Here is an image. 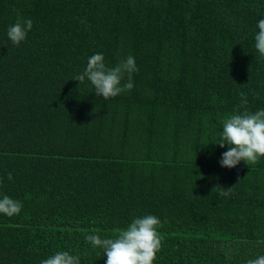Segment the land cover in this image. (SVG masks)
<instances>
[{
    "label": "trees",
    "instance_id": "1",
    "mask_svg": "<svg viewBox=\"0 0 264 264\" xmlns=\"http://www.w3.org/2000/svg\"><path fill=\"white\" fill-rule=\"evenodd\" d=\"M18 18L33 27L15 45ZM260 19L264 0H0V197L23 205L0 214V264H106L86 237L149 214L154 264L264 255V158L224 168L214 144L240 93L264 109ZM97 53L134 57L130 91L106 100L74 80Z\"/></svg>",
    "mask_w": 264,
    "mask_h": 264
},
{
    "label": "clouds",
    "instance_id": "2",
    "mask_svg": "<svg viewBox=\"0 0 264 264\" xmlns=\"http://www.w3.org/2000/svg\"><path fill=\"white\" fill-rule=\"evenodd\" d=\"M31 19L18 18L9 26L7 36L15 45L23 42L32 30ZM258 32L255 34V48L264 56V19L257 22ZM138 68L134 57L129 55L114 67H108L103 54L97 53L89 57L85 70L74 79L79 84L87 79L95 89L96 96L104 99L113 98L134 85L132 74ZM127 75V82L122 83ZM79 86V85H78ZM243 111H235L222 121V131L214 144L228 150L222 153L219 161L221 167L235 168L241 161L247 165L256 164L264 158V109L251 112L246 109L248 101L244 93H240ZM11 179V174L8 176ZM220 188L221 196L230 195V189ZM215 189V188H214ZM23 205L7 195L0 197V214L8 217L18 215ZM160 219L155 215L136 217L124 228L117 229L113 238H101L98 234L88 235L87 241L94 248H102L107 257L106 264H154L161 251L163 236L159 232ZM41 264H80L78 255L68 251H58ZM246 264H264V255L247 260Z\"/></svg>",
    "mask_w": 264,
    "mask_h": 264
}]
</instances>
